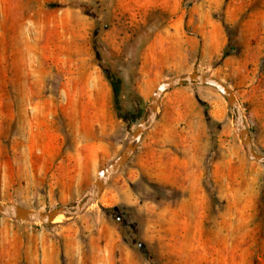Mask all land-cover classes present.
<instances>
[{"label": "rangeland", "instance_id": "rangeland-1", "mask_svg": "<svg viewBox=\"0 0 264 264\" xmlns=\"http://www.w3.org/2000/svg\"><path fill=\"white\" fill-rule=\"evenodd\" d=\"M111 70L130 123L113 111ZM193 71L233 92L264 155V0H0V204L74 205L158 84ZM233 118L210 86L167 90L81 214L0 216V264H264V165Z\"/></svg>", "mask_w": 264, "mask_h": 264}, {"label": "water", "instance_id": "water-1", "mask_svg": "<svg viewBox=\"0 0 264 264\" xmlns=\"http://www.w3.org/2000/svg\"><path fill=\"white\" fill-rule=\"evenodd\" d=\"M183 84L210 86L222 95L233 112L234 118L232 124L244 147L246 158L255 163L264 165V155L255 152L253 149L250 134L243 121L240 106L233 92L216 78L201 75L193 71L187 75L165 80L158 84L148 103L150 109L148 117L141 120L136 125L121 153L106 168L97 172L95 182L81 195L74 205L59 206L48 212H39L16 204H0V216L31 223L49 224L59 215L76 216L81 214L88 205L97 201L110 179L129 161L142 135L156 120L157 108L162 94L169 89Z\"/></svg>", "mask_w": 264, "mask_h": 264}, {"label": "trees", "instance_id": "trees-1", "mask_svg": "<svg viewBox=\"0 0 264 264\" xmlns=\"http://www.w3.org/2000/svg\"><path fill=\"white\" fill-rule=\"evenodd\" d=\"M107 80L109 82L110 89H111L112 107H113L114 113L119 119L127 123H130L131 116L133 114L129 115V113L127 112L125 113L122 110V106H121V92H122L121 77L118 75V73L114 72V70H111L110 76L107 77Z\"/></svg>", "mask_w": 264, "mask_h": 264}, {"label": "bare ground", "instance_id": "bare-ground-1", "mask_svg": "<svg viewBox=\"0 0 264 264\" xmlns=\"http://www.w3.org/2000/svg\"><path fill=\"white\" fill-rule=\"evenodd\" d=\"M257 31H258V29H257V26L256 25H255V27H252L251 35H250V44H251L252 47H256V45H257V41H258V39H257V34H258ZM61 217H62V215H59V216L55 217V219L53 220V222L59 220Z\"/></svg>", "mask_w": 264, "mask_h": 264}]
</instances>
